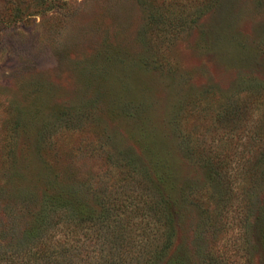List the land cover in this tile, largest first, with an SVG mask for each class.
<instances>
[{
	"label": "rangeland",
	"instance_id": "rangeland-1",
	"mask_svg": "<svg viewBox=\"0 0 264 264\" xmlns=\"http://www.w3.org/2000/svg\"><path fill=\"white\" fill-rule=\"evenodd\" d=\"M54 197L163 200L158 264H264V0H0L3 247Z\"/></svg>",
	"mask_w": 264,
	"mask_h": 264
},
{
	"label": "trees",
	"instance_id": "trees-1",
	"mask_svg": "<svg viewBox=\"0 0 264 264\" xmlns=\"http://www.w3.org/2000/svg\"><path fill=\"white\" fill-rule=\"evenodd\" d=\"M47 201L24 228L17 248L3 247L8 231L0 235V264H158L167 255L172 234L163 200L149 199L150 209H133L115 199L104 216L75 198ZM139 211L140 219L135 218ZM151 211L160 223L150 221ZM177 259L168 258L165 264H185Z\"/></svg>",
	"mask_w": 264,
	"mask_h": 264
}]
</instances>
